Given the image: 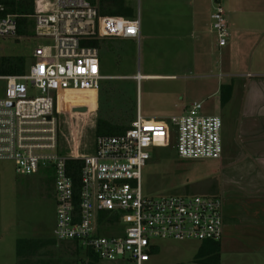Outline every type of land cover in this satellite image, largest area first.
<instances>
[{"label":"built area","instance_id":"1","mask_svg":"<svg viewBox=\"0 0 264 264\" xmlns=\"http://www.w3.org/2000/svg\"><path fill=\"white\" fill-rule=\"evenodd\" d=\"M211 1V30L223 47L228 38L223 0ZM5 10L0 0V37L18 38L24 17L28 37L46 42L33 48L21 74L0 73V161L11 162L18 175L53 173L54 238L82 247L83 264H148L157 239L219 241L223 216L218 196H145L141 174L149 150L171 141L183 159H219L220 116L203 115L198 105L167 122L144 120L138 111L123 133L95 137L90 153H79L77 146L61 150L67 91H89L97 98L100 82L107 78L101 73L99 50L89 41L139 39V17L101 15L88 0H34L29 14ZM69 161L77 162L76 167ZM86 250L97 259L91 260Z\"/></svg>","mask_w":264,"mask_h":264},{"label":"rangeland","instance_id":"2","mask_svg":"<svg viewBox=\"0 0 264 264\" xmlns=\"http://www.w3.org/2000/svg\"><path fill=\"white\" fill-rule=\"evenodd\" d=\"M127 3L133 7V16L139 17L140 37L100 38L101 73L107 78L100 82L97 104L94 93L67 91L63 101L66 115L61 117L60 126V147L64 153L75 146L81 154L93 150L97 119L130 126L140 109L144 120L162 117L167 122L169 117L180 115L193 105H198L203 115L218 113L217 94L204 97L192 94L193 86L199 83L195 76L201 71L193 64L197 41L214 37L208 24L213 11L211 0H127ZM222 5L225 7L226 0ZM192 15L205 19V25L194 26ZM44 42L28 35L0 37V57L23 56L29 63L33 48ZM207 54L214 64L220 59L215 50L209 49ZM138 72L175 74L176 78L137 83ZM81 105L89 111L72 112L73 107ZM226 126L224 135L229 132ZM174 144L171 141L149 150L150 159L141 174L143 194L218 196L223 216L219 264H264V199L258 201L246 188L240 190L238 175L222 159H183L177 155ZM55 211L52 172L18 175L11 162L0 161V264L13 263L15 239L34 229L45 239L42 248L39 247L38 264H81L85 254L53 236ZM200 243L157 239L148 264L190 263ZM99 264L118 263L99 261Z\"/></svg>","mask_w":264,"mask_h":264},{"label":"crops","instance_id":"3","mask_svg":"<svg viewBox=\"0 0 264 264\" xmlns=\"http://www.w3.org/2000/svg\"><path fill=\"white\" fill-rule=\"evenodd\" d=\"M224 9L228 24L227 43L219 47L215 34L211 39L197 41L198 52L195 53L193 64L201 71L195 76L199 83L193 86L192 94L203 97L218 95L219 110L216 115L222 120L223 144L219 159L232 166L239 177V189L245 191L243 189L246 188L259 201V198L264 199L260 197L264 196V0H226ZM211 13L208 24L210 33H213ZM191 22L199 27L206 23L205 19L201 20L197 15L191 16ZM209 49L220 55L215 64L207 54ZM158 78L174 80L176 75L138 72L135 76L137 83ZM222 84L232 85L230 98L224 104H220ZM225 125L229 136L223 134ZM43 237L37 229L17 236L12 264H38L39 247L42 248L45 242ZM18 239L26 241L20 255L16 252ZM31 240L35 243L27 242Z\"/></svg>","mask_w":264,"mask_h":264},{"label":"trees","instance_id":"4","mask_svg":"<svg viewBox=\"0 0 264 264\" xmlns=\"http://www.w3.org/2000/svg\"><path fill=\"white\" fill-rule=\"evenodd\" d=\"M6 4V13L15 14H29L33 10L34 0H3ZM91 4L95 5L101 15L110 16H124L131 17L134 15L133 7L127 3V0H88ZM26 18H21L18 25V34L27 36L29 31L26 28ZM100 39H91L88 45L92 47H99ZM26 62L23 56H1L0 57V73L2 74H21L24 71ZM232 90L231 84H222L220 87V104H224L230 98ZM129 126H120L111 124L110 122L97 119L94 127L95 137L100 135H114L123 133ZM75 161H69L70 166L76 167ZM79 163V162H78ZM75 182L78 181L77 170L73 173ZM27 242H34L33 240ZM26 241L18 239L16 242V252L21 254L22 248ZM33 243V244H34ZM73 244L77 250L82 251V247L74 242H68ZM220 241L204 240L200 243L196 254L193 257V261H197L205 264H219L220 263ZM84 252V251H83ZM86 255L91 260H96V256L90 251L86 250ZM83 264L84 260H80Z\"/></svg>","mask_w":264,"mask_h":264},{"label":"water","instance_id":"5","mask_svg":"<svg viewBox=\"0 0 264 264\" xmlns=\"http://www.w3.org/2000/svg\"><path fill=\"white\" fill-rule=\"evenodd\" d=\"M72 112H74V113H85V112H87V108L86 107H73Z\"/></svg>","mask_w":264,"mask_h":264}]
</instances>
